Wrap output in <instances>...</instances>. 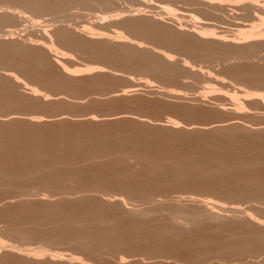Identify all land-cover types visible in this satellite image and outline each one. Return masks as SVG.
Returning a JSON list of instances; mask_svg holds the SVG:
<instances>
[{
    "label": "bare ground",
    "instance_id": "obj_1",
    "mask_svg": "<svg viewBox=\"0 0 264 264\" xmlns=\"http://www.w3.org/2000/svg\"><path fill=\"white\" fill-rule=\"evenodd\" d=\"M84 1H87V0H0V3L1 2L3 4L5 3V5H3V7H0V29H2L5 26L10 27L9 25L17 24L20 21V20L18 21L17 18H20V19L22 18L23 20L25 18V20H26L27 15L25 17V15H24L25 13H35V14L39 13L40 14V13H48V12H58V11L63 10L64 8H66V6H68L70 4L75 5V4H78L79 2H84ZM88 1H91V0H88ZM94 1H96L97 3H102L105 6L106 5L109 6L111 3L109 0H94ZM139 1L140 0H138V2ZM142 2H143V0H142ZM155 2L160 3V5L164 4V3H168L169 5L170 4H177V3H179L180 5H181V3L186 4V6L188 5V9H189V6L191 7L190 10L193 13L201 14L202 18H203V15L205 18L207 17L206 20L221 23V24H227V22H228L229 26L234 27L235 30L238 31V33L240 34V37H238V38H237V36H235V38L234 37L229 38L227 36H224L223 34L221 35L222 32H220V34H217L215 31L212 30V28L209 30L210 24H206V21H205V23L203 22L204 23L203 25L201 24L202 23L201 22L200 23L201 26L198 27V25L195 26L193 24H188V23L187 24H180L179 22L176 21L177 19L175 20L172 17V20L175 24L174 25L171 24V26L173 28V29L171 28V30H174L175 31L174 33L178 34L176 36H179V37H180V35L184 36V37L190 36L191 38H193V39L195 38L198 41L206 40V42H207V39H213L215 42H217V43L222 42L223 44H224V42L228 43V44L229 43L230 44H241L242 42H248V41H250V42L252 41V43H253V41L259 42L260 40H263L260 42H264V0H155L154 3ZM150 4H152V3L150 2ZM179 4H177V5H179ZM154 6H155V4H154ZM144 7L146 8L147 5H145ZM183 7H185V6H183ZM17 8L22 9V11H17ZM147 8L154 9L155 7L148 6ZM185 8H187V7H185ZM143 9L141 10V8L140 9L136 8L133 11L128 10L129 12L127 11V14H125V15L122 12H121L122 14H117V16L123 15L118 19L115 16L116 21L119 20L118 23L120 25V28L123 29V31H125L128 34H138L139 33V34H143V35L146 34L145 32H147L148 29H150V30H148V32L153 31L155 33V31L158 28H161L162 18L161 17L159 18L158 15H157V17L152 15L154 13H152V14L149 13L150 15L149 14L146 15L145 13H142ZM162 10L164 11V9H162ZM166 10H167V12H166ZM15 11H16V13L14 14ZM148 11H149V9H148ZM163 13L167 14L165 16H170L171 14H174L173 12L171 13L168 9H165V11ZM169 13H171V14L168 15ZM184 13H182V15ZM186 13L188 14V12H186ZM184 15L187 16L186 14H184ZM165 16H163V17H165ZM171 16H174V15H171ZM185 16H183V17H185ZM189 17L193 18V17L189 16V14H188V18ZM174 18H176V17H174ZM188 18H187V20H190ZM100 19L105 21L108 18L105 15ZM114 19H113V21H114ZM193 19H191V20H193ZM204 19H202V20H204ZM34 21H36V24L38 23L37 20H33L32 22L35 23ZM116 21H114V22L116 23ZM114 22H112V23H114ZM149 22L152 25H148ZM65 23H66V21H65ZM153 24H154V29L152 28ZM194 24H195V21H194ZM148 26H149V28H148ZM157 26H158V28H156V30H155V27H157ZM14 27H16V26L14 25ZM216 27H218V25ZM163 28H164V30H168L167 28L165 29V27H163ZM218 28H220V27H218ZM214 29H215V27H214ZM44 30H43V35L46 31V30L45 31ZM220 30H221V28H220ZM159 31L162 32L161 29ZM2 32H4V31L2 30ZM2 32L0 31L1 34H2ZM98 32H100V31H96V33L94 31L92 32V29H89L87 27L85 28V26L79 29L77 26L68 27V26H63L62 24H60V26H58L56 29H54V32L52 33V35L56 39H58L59 41L64 42L65 45L66 44L72 45V43L73 44L79 43L78 46L76 45L77 48L78 47L80 48L81 45H83V44H84V46H82V47H88V48H89V46H87L85 44H88V45L89 44H91V45L95 44L96 46H98L97 48L100 51L101 50L100 47H103L102 45L107 44V45H114L116 47L118 46V48H117L118 50L121 49V47L124 50L123 47H125L128 49L129 54H131L134 51L133 48L137 47L138 49L139 48L141 49V45H142L141 43L140 44L138 42H137L138 44L133 43V41H131L130 39L125 37L123 35V33H120V32L116 33L115 32L116 35L112 36V35H110V33L109 34L107 32L103 33L104 31H101V33H98ZM165 32H168V31H165ZM169 32H170V34L173 33V31L171 32L170 30H169ZM12 33L13 32L11 30H9V31L7 30L2 34L3 36L1 35L0 38H3L4 41L2 40L3 41L2 42L0 40V51L6 50V52L11 53L12 55L13 54H21V55L23 54V56H24V54H25L26 57L28 54L30 55V53H32L33 54L32 56L35 55L34 57H36V56L37 57L34 60L32 59L31 62L28 61L29 62L28 63L27 61L25 62L24 60L22 62L21 61L16 62L17 61L16 58H14V59L13 58L12 59L11 58L10 59H4L3 58L2 59V57L0 56L1 57L0 58V65L6 67L10 64L14 65V63H15L14 67H21L22 71L25 67L23 73L24 72L27 73L26 75L28 77L30 76V74L33 75L31 77H34V74L36 73V71H38V69L36 67H45V68L46 67H54L56 64L58 67L64 68L63 69L64 71L67 69L65 66H63V62H61V60H60V58H61L60 56H63L64 54L59 52L53 43H50V45H48L45 42H41L40 40L39 41L37 40V41H34V44H35V46H39V47H31V46L27 47L28 45L26 44L27 45L26 46L25 43L20 44L19 42L8 41L11 38L10 37L8 38L7 36H9V35L11 36ZM46 33H45V36H46ZM157 33H159V32L156 31V34ZM160 34H162V33H160ZM47 35H49V34H47ZM172 35H174V34H172ZM229 35H232V34H229ZM184 37H183V39H184ZM190 37H188V38H190ZM172 39H174V38H172ZM236 39H238V40H236ZM196 40H194V41H196ZM81 42H82V44H81ZM203 44H205V42ZM71 45H69V46H71ZM244 46H243V48H244ZM250 46L252 47V45H250ZM142 48H145V49H143L142 51L140 50V52H139L140 55H138L137 52L135 53V55H133L135 57V59L133 57L129 58L130 56L128 57L129 54H127L128 51H126V50L125 51L127 53L125 51L124 52L122 51L123 52L122 53L119 50L120 51V52L118 51L119 55L117 54V52H116V54L121 59H122V57H124V59L128 58L133 64L135 63V65H134L135 67H136V64H139V63L144 64V67H162V66L163 67H176L175 64L171 63V60H170L171 56L169 54L162 52V51H158V50L155 51V50L151 49V51L153 50L155 52L154 54H152V53H150L151 51H149L150 48H148V46L147 47L142 46ZM113 49H115V48H113ZM84 50H81V51L83 52ZM95 50L98 51L97 49H95ZM130 50L131 51L133 50V51L130 53ZM86 51H87V49H86ZM86 51H84V52H86ZM96 51H94V52L96 53ZM107 52H109V51H107ZM2 53H4V52H1V54ZM102 53L105 54L104 51L99 53V56H101L100 58L104 57V59L107 58V60H108L109 59L108 55L106 56V54H105V56H106L105 57L102 55ZM121 53L126 54V56L125 55L121 56ZM243 53H244V51H243ZM108 54H110V53H108ZM136 54H137V57H136ZM12 55L10 57H14V55L13 56ZM256 55L254 57H256ZM138 56H139V58H138ZM67 57H66V59L68 60ZM257 57H259V55H257ZM100 58H98V59L100 60ZM115 58H116V56H115ZM110 59H112V58H110ZM110 59L108 60V62H110ZM128 59H127V62H128ZM258 59H261L260 61H262V60H264V56L261 58H258ZM14 60H16V61L14 62ZM30 60H31V58H30ZM50 60H53L54 64ZM102 61H103V59H102ZM105 61L106 60H104V62ZM133 61H135V62H133ZM132 63H130V64L133 65ZM255 65H256V63H255ZM29 67L30 68L33 67V69L32 68L30 69ZM102 67L103 66H84V68H77V69H74V71L66 70L65 71L66 74H64V75H68V76L73 75V78L77 77L76 74H78L79 76L81 74L82 75L86 74V76H87V73H90L92 71L104 72L105 70ZM28 69L30 71H28ZM43 70H44V68H43ZM49 70H48V73L50 72ZM255 70H257V68ZM31 71H33L35 73L33 74ZM29 72H30V74L28 75ZM74 72H75L76 77H74L75 76ZM38 73L39 72H37L36 75H38ZM50 73H52V72H50ZM13 74L14 73H12V74H10V73H2L1 74L0 73V78H1L0 79V88H3L0 90V91L3 90L0 93L1 94L4 93L3 94L4 96L0 94V101H2L4 99L3 97L7 98L6 100H8L9 97H12L14 101H15L14 98H16L17 100L18 99L20 100L21 97H19L20 91L18 90V88H21V87L24 88L25 90H27V92H28L27 95H28V97L30 96L29 98H31V97H34V99H37V98L40 99L41 98L44 101L46 99L47 100L51 99V97H49L45 94H44V96H42L43 95L42 93H41L42 97L39 96V91L36 88H34L33 86H30V85L28 86L26 83L23 82L22 79H20V77H17L16 75H13ZM61 74H63V73H61ZM261 74L258 72V76ZM40 75L42 76V74H40ZM54 76H55V74H54ZM38 77H39V75H38ZM36 78H37V76H36ZM64 78H65V76H64ZM64 78H62V79H64ZM66 79H67V77H66ZM37 80L38 79H35V81H37ZM51 80H52V77H51ZM51 80H50V82L53 83V81H51ZM82 80H84V79L82 78ZM95 80H97V79H95ZM64 81H66V80H64ZM87 84L88 83H86V85ZM66 88L67 87H65V89ZM69 88H67V90ZM71 89L73 90L75 88H73V87L70 88L69 89L70 92L72 91ZM83 89L82 90L79 89V91L80 90L84 91ZM61 90L62 89H60V91ZM75 90H77V89H75ZM17 91H19V92L17 93ZM128 91L129 90H127V91L123 90L119 93H122L121 96L123 97V95L126 96L128 94L127 93ZM172 91L173 92H171V90H170L169 92H171V93L166 95V96L170 97L169 99H171V98L175 99L176 98V99L182 100L181 99L183 96L181 94L182 92L180 93L179 91H177V92H174V90H172ZM130 92H131V90H130ZM65 93L67 94L68 92H65ZM202 93H200V94L202 95ZM21 94H22V92H21ZM116 94L119 95L117 92H116ZM163 94L161 93L160 96ZM204 94H206V93H204ZM5 95H7L9 97H7ZM1 96L3 98L2 100H1ZM195 97H197L196 99H198L200 101L202 99L201 97H203V99H204L205 96L200 97V95H198V96L196 95ZM111 98H113V97H111ZM221 98H219V99L221 100ZM183 99H184V97H183ZM214 99H216V98H214ZM6 100H4V101H6ZM198 100H196V101H198ZM223 100H224V98H223ZM235 100L233 102H231V104H229L231 107L225 108V107L221 106L222 108L218 107L217 111L220 113L224 112V113H230L233 115H238V114L242 113V112H240L241 110H243V109H241L242 104H240L241 108H239L240 107L239 101L238 100L235 101ZM4 101H2V102H4ZM201 101H205V99L201 100ZM215 101H217V100H215ZM8 102H9V100H8ZM16 102L18 103V101H16ZM36 102L34 101V103H35L34 105H36ZM31 104H33V103L31 102ZM37 104L39 105V103H37ZM4 105L6 106V103ZM12 105H15V103ZM19 105H21V104H19ZM26 107H28V105ZM37 108H39V107H37ZM62 108H63V106H62ZM215 108L217 109V107H215ZM15 110L18 111L21 109L17 110L16 108H14V110H13L14 112L11 111L10 113H7L6 111H5L6 113H2L1 112L2 110H0V204L2 203L0 210L4 211V214L2 213L3 215L2 214L0 215V221H1L0 224L1 223L4 224L3 226L1 225L0 229H2V231L6 232V234L16 235V237L18 236L19 238H22V239L26 238L29 234L31 236L33 234H35L36 236H38V238H40V241H42L43 243H62L63 244L65 242V243L71 244V246L73 245V246L77 247L78 249L85 251L86 253L90 254L91 256H93L95 258H98L104 254L109 255V256H113V258L115 257V259L117 257H119L120 263H123V262L127 263V261H129L130 257H137V256H139V257L142 256V258L144 257L145 260L157 259L160 256V258H162V260H163L164 258H166L164 255H168V254L173 255V256H171L172 258L168 257L167 258L168 260H170V259L174 260L173 258L175 256H176V258L178 257L177 259H180L182 257H186L187 261L185 258L183 260L182 259H180V260L181 261L185 260V262H190V263H194V262L196 263L198 260H199L198 262H202L203 260L205 261V259L202 260V258H207L212 251L211 250L212 246H214L215 244L217 245L219 242L218 241L219 238L216 239L215 235H213V236H215L214 240H217V241H215L213 243L214 245L209 244V243H211L210 241H212V239H213V237H211V235H210V237L207 236L208 238L206 237L207 239L205 238V241L202 239L205 237V236L204 237L201 236L202 234L200 235V233H201L200 231H202L204 229L203 228L202 230H200L202 228L200 226L203 222L204 223L206 221H209L210 223H211V221L218 222V224H220V226L222 227V226H226L224 221H225V219H227V217H231L230 215H236V216L242 215L243 218H245V217L247 218V216H246L247 212L245 213V211L242 210L240 205H239L240 207L236 206L234 204L224 206L225 204L221 205L222 203L220 204L218 202L211 200L210 198H207L206 196L204 197L205 193L207 194L212 189L213 185L221 187L222 190L226 189L225 192L226 191H228V192H226L225 195L228 193L230 196H232V197L235 196L238 198L239 195L237 196V193L239 194V192H240V194L243 193L241 195L245 199H247L248 197H253L255 195V196H258V199L264 200V137L261 138V136L258 135V137H259L258 138L254 135V137L252 139L248 136L249 134L247 135L248 131H252V132H254V134H259V133L262 134L261 132H264V127H262V125H261V127L247 129V131H246L247 127H245V126H247V125L244 126L242 122L239 123L238 122L239 118L230 119V123L227 120V122L229 124L228 123L226 124V121H224L225 122L224 124H226V125L222 124L221 126L216 125L219 122H217V123L215 122L214 123L215 125L207 124L209 126L211 125L209 127L210 133H211V131H215L214 133H220V131H221V133L224 134L222 132V130L224 131V129H222V128H224V127L226 128L227 126L229 127V130H230V128H233V129L235 128V130L239 127L243 128L242 130L246 131L243 133H246L245 135H247L245 137V139H243L244 137L243 138L239 137L240 140L237 138L240 134V131H241L240 129L236 130V131L239 130V133H237V134H236V132H234L235 130L232 131L236 135H233V133L231 132L232 134H230V135L233 136L232 138L237 136L236 138H234V139H237V141H235V142L232 141L231 142L232 145H230V141H231L230 137L231 136L227 137V135H225V134H224V136L222 134H220V135L218 134L219 136L217 135L218 136L217 139L222 144L223 141L225 143V140H223V138L224 139H225V137L229 138V140H226V141L229 143L230 150L233 147L234 143L236 145L240 143L241 146L239 148L244 149V147H243V145H244L247 147L246 148L247 150L249 149V153H247L248 151L243 150V149L238 150L237 147L240 144L237 146H234V149L236 147L237 151H233L234 149L232 148V151L229 152L227 150L228 148H225V147H229L227 145V142L224 144L227 146H225V147L221 146L222 148H224L223 150H221L222 148L217 150L216 149L217 146H215V144L220 145V143L217 142V143H214V145L212 144L213 146L211 144H208V145H210V146H208L210 149L208 147H206L207 144L204 145L206 147L205 149L203 147H202L203 149L201 148L202 150H204V152H206L208 149L211 150L212 149L211 147H215V148H213V149H215V151L210 152L208 150L207 152H209V153L206 152V154L202 155L201 152L202 153H204V152L202 150L199 151V149H200L199 148L198 151L200 153L195 151L194 153H192L193 155L188 154L189 156L187 154L186 155L183 154L184 156H186V158L182 157L183 156L182 154H181V156L179 154V157L176 158L175 157L176 155L174 156L173 154L166 153V151H165L164 155H166V156L169 155L170 157L168 156L169 158L168 157L166 158L164 156V158H165L164 159L163 156L162 157L155 156L154 154L148 153L146 151L148 153V154L146 153L147 156L149 154H152L155 157H159L158 159L154 158L155 160H152V155H151V157H149L150 156L149 155L148 156L149 158H148L145 154V151H144V153L140 152V151H143L142 147H144L143 145H145V144L142 145L141 142L140 143L138 142V139L141 136L135 138L137 136V134L135 132H134L133 137H131V138H133L132 141L134 139L137 140V143H139L137 145H139V146L136 145L135 141H134L135 143L130 142L129 140H128L129 143L127 142V139H125L124 136L127 138L126 135L128 132L125 134L119 135V136H123L122 139H119V140H122V141H120L119 145H118V141H117L118 137H117V140H115L116 137L114 138V136H117L116 134L111 133L110 136H112V135H114V136H113V138L108 136L109 141L107 142L108 138L105 137V135L107 136V134H104L102 136L101 134H103V133L98 134L100 131L103 132L102 130H99V129L95 130V128H96V126H98L99 122L97 124L95 123L98 120L96 119V117L94 115L93 116L92 115L87 116L85 114V116L83 115V117H84L83 120H81V121L79 120L77 123H70L69 121L68 122L65 121L68 119L63 117L64 113L52 115V116L50 114H49L50 116H48V114H47V116H44V117H47L48 119L51 118V120L55 119L54 120L55 122L53 121L54 123H52L51 125H48V124L46 125L45 123L39 124V122L45 121L47 119V118L46 119L43 118V116H40V115L36 116L35 114H34L35 116L31 115V114H25V113L23 114V113H21L22 111H20L18 113ZM53 110L54 109H52L51 111H53ZM155 110H157V109H155ZM203 111H204V109H203ZM58 112H59V110H58ZM182 112H184V111H182ZM181 114L183 115V113H181ZM214 114H216V113H214ZM17 115H25V116L29 115V116L24 121H21V119L20 120L19 119L14 120ZM222 115H223V113H222ZM109 116L111 117V115H109ZM118 117H117V119L120 120L119 122H121V118H122V120L124 118H125L124 120H126L128 118L127 116L125 117V115H124V117H122V116H118ZM100 118H101V116H100ZM112 119H113V117H112ZM102 120H104V119H102ZM166 120L168 122V125H166V127L172 126L170 128H176L177 129L179 127V125H181V124H179L180 123L179 121L177 122L176 120H174L172 118H168V119L166 118ZM138 121H137V123H140L141 121L145 122V119L144 120L141 119L140 122H138ZM242 121H243V119H242ZM148 122H147V125H148ZM66 124H68V126L69 125H71V126L68 127ZM124 124H126V123H124ZM140 124H142V123H140ZM144 124H146V122L143 123V125ZM186 124H187V122H186ZM63 125H65V129H64ZM182 125H184V124H182ZM132 126H133V124H132ZM91 127H92V129H91ZM119 127H121V126H119ZM193 128L194 127L192 124H187V128H186L187 130H191ZM133 129H134V126H133ZM135 129H136V127H135ZM139 129H141V128H139ZM179 129H182V128H179ZM141 130H142L141 132H143V129H141ZM226 130H227V128H226ZM193 131H195V130H193ZM193 131H191V132L193 133ZM160 132H162V131L159 130V133ZM224 132H226V131H224ZM105 133H107V132H105ZM131 133H133V132H131ZM154 133H156V132H154ZM159 133H156V134H159ZM178 133H174L175 136ZM243 133H241V134H243ZM129 134L130 133H128V135ZM138 135H141V134H138ZM165 135H169V137H170V134L166 133ZM191 135H193V134H191ZM130 136H132V134L129 135V138H130ZM220 136H222V137H220ZM181 137L184 138L183 136H181ZM219 137L222 139L219 140ZM174 139H173V141H174ZM113 140H115V143L117 142V144H115L113 142ZM123 140H124V142H123ZM143 140H145L144 137H143ZM191 140H192V138H191ZM198 140H199V137H198ZM198 140H197V142H199ZM221 140H222V142H221ZM140 141H142V137L140 138ZM122 142L125 144H123L121 146ZM183 142H185V141H183ZM201 142H203V141H201ZM130 143L134 144V145H132L134 148H135V146H137L138 150L136 149L137 147L135 149L131 148ZM142 143H144V142L142 141ZM129 144H130V146H129ZM140 144L142 146H140ZM192 144L195 145V143H192ZM198 144H196V145H198ZM200 145H201V143H200ZM139 147H141L142 149ZM173 147H175V146L173 145ZM152 149H153V147H152ZM158 149H159V147H158ZM160 150H161V147H160ZM152 151L154 153V151H156V150H152ZM217 151H219V152H217ZM221 151H226V152L221 153ZM194 154H196V155L198 154L197 156H195L196 158L194 157ZM199 154H200V156H199ZM188 157H189V159H188ZM218 157L219 158L221 157V158L219 159ZM150 158H151V160H149ZM160 158H163V159L161 160ZM137 164H139L140 166H138ZM134 165L138 166L139 168L135 167ZM149 173H150V175L148 176L147 174H149ZM210 186H212V187H210ZM206 188H208L209 191H208V189L206 191ZM227 188H229V189H227ZM215 189L211 190V191L212 192L216 191L217 193H219L218 190H220V189H216V190ZM230 189H232L231 192H230ZM233 189L235 192H233ZM184 190H186V192H184ZM187 190H189V192H187ZM193 190H194V192H192ZM196 190L198 192H196ZM222 190H220V191L223 192ZM203 191L205 193H203ZM172 192H173V194L175 193V194L179 195V196L176 195L177 198H179V199L182 198L181 196L188 194V195H186V199H189L190 201L194 202L195 208L197 206L199 211L197 210L196 213H190V212L187 213V212L182 211L183 209L182 210L177 209V207L174 210H172V209L170 210L167 207L170 211H173V212H170V213H172L171 219L167 218L170 221L167 220L168 222H166L164 224L163 223L160 224L159 223L160 221H159L157 224V222L154 220L157 218L155 217L154 219H152V217L150 216V214H153L154 212H158V211H156L158 204L156 205L155 203L158 202L159 200L156 201V199L160 198V197H164V198L166 197L167 198L168 195L169 196L172 195ZM212 192H209L208 194H210ZM195 193H199V194H195ZM257 193H258V195H256ZM123 195H125V196H123ZM173 196L175 197V195H173ZM217 196L218 197L220 196V198L222 197L219 194H217ZM246 196H248V197L246 198ZM29 197H38L42 200L46 199V198H53V200L55 198L56 199L58 198V201L54 204H51L52 203L51 202L50 204L44 203V204L40 205V203L39 204L38 203L33 204L35 202L31 201L33 203H31V202L29 203L28 201H26L25 198H29ZM135 197H138V198L140 197L139 199H142L144 203L146 202L145 204L150 203L152 205V206L150 205V208L151 207L152 208L149 209L147 207V209H146V206H145V209H141L143 207L138 208V207H140L139 205L133 204L136 202L134 200ZM13 198L19 199L16 204L15 203L10 204L9 201L7 202V199H13ZM237 198H235V199H237ZM103 200L106 202H109V203H107L109 205V207H108V205H105ZM39 201H41V200H39ZM47 201H48V199H47ZM250 201H252V199ZM259 202H261V201H259ZM161 203H159V204H161ZM181 203H182V201H181ZM262 203H263V201H262ZM110 204H111V206H110ZM228 204H230V203H228ZM105 207H107V208H105ZM32 208L35 209V211ZM39 208L40 209L43 208L44 210L41 209L43 212H46L47 211L46 209L50 208V211L52 209V211H56L57 213L54 212L53 214H51V212H49L47 214L43 213V215H41L42 214L41 213L42 211H41V212H38L40 214H37L36 209L38 210ZM162 208H164V206ZM20 209H25V210H30V211L32 210V211H34V213L31 214V212H29L30 215L28 213H26L27 216L24 217L26 214L22 215L23 213H25L23 211V213L21 212L22 214H20L23 216L22 217L19 215L20 212H18V215H17V211L18 210L21 211ZM55 209L62 210V211L58 212ZM106 209H108V213H112V214H110V215L106 214V212H107ZM69 210H71V211L69 212ZM110 210H111V212H109ZM12 211H16V212L14 213ZM5 212L7 215L5 214ZM9 212H11V214H9ZM159 212H161V210ZM164 212H166V210ZM192 212H194V211H192ZM223 212L227 213V214H223ZM170 213H168V214L170 215ZM49 214L54 215V216L51 217V215H49ZM239 216H238V218H239ZM249 216H250V214H249ZM23 218H25V219H23ZM233 219L234 218H232V220ZM255 219H257V218H255ZM235 221H237V220H234V222ZM240 221H238V222H240ZM257 222H260V221H258V219H257ZM246 223H247V221H246ZM180 225L181 226L183 225L184 227L186 225V227L187 226L189 227L187 234L186 233L184 234V232H181L180 229H182V228L179 227ZM207 225H209V224L207 223ZM243 225H244V223H243ZM256 225H255V227H256ZM220 226H217V227L219 228ZM248 226H249V224H248ZM258 226H259V224H258ZM209 227H211V225ZM225 228L223 227V229H225ZM232 228H233V226H232ZM240 229H242V228H240ZM219 230H220V228H219ZM233 230L234 229H232V231ZM235 230L237 231V229H235ZM185 232H186V230H185ZM198 232H200V233H198ZM197 233L199 235H197ZM226 233H227V231H226ZM229 233L230 232H228V234ZM262 233H264V232H262ZM215 234H217V233H215ZM258 234L260 235V233H258ZM246 235H248V234H246ZM217 236H219V234ZM227 236H225V238H227V239L229 238L230 241H229V239L228 240L223 239L224 237L221 238L222 237L221 236L220 237L222 239L221 242L223 240H225V241L227 240L230 243V242H232L231 240H236L235 236H234L235 238L233 236H232V238L227 237ZM254 236L256 237V235H254ZM259 237L261 238V235ZM259 237H257V238L259 239ZM209 238L210 239L212 238V239L210 240ZM242 238H244V239H242ZM246 238L240 237L239 243H233V242H235V241H233L232 243L236 244V245H234V247L235 248L237 247V249H241L242 247L246 246L247 245V242H246L247 240H245ZM257 238H255L257 241L264 240V237H263V239L261 238L259 240ZM206 241H208L209 243ZM243 241L246 242L245 245H243ZM221 242H219V244L221 246L218 245L219 248H217V249L215 248V250H217L218 253L221 252V254L222 253L224 254L225 251H227V252H229V251L234 252L235 251L234 248H231L228 246V245H230L233 247L232 243L231 244L227 243L228 245L226 243H224L225 245L223 246L224 241L222 242V244H221ZM236 242H238V238H237ZM206 244H207V246H206ZM238 244H240V245H238ZM241 244L243 245L242 247H240ZM262 244H264V242ZM141 245H143L142 246L143 249L142 248L140 249ZM163 245L166 246V248H163L164 247ZM237 245L239 246V248ZM225 246H227L226 248H228V249L231 248L232 250L230 249L228 251V249H226ZM0 247H1V245H0ZM2 247H3V249H4V247H9L8 249L13 250V251L15 249L16 250H22V249H18L15 246H4V245H2ZM209 247H211V248H209ZM221 247H224V248L222 249ZM247 247H249V245ZM183 248H186V249L183 250ZM180 249H181V251L182 250L184 251L183 254H181ZM224 249H226V250L224 251ZM245 249L247 250V248H245ZM245 249H244V251H246ZM121 251L126 253V255L124 253V256L126 258L124 256H120L118 254V253H121ZM237 251H239V250H237ZM244 251L240 250L239 253L244 252ZM259 251H260V249H259ZM247 252H249V251H247ZM257 252H258V250H257ZM62 254H60V255H62ZM116 254H118L119 256ZM138 254H140V255H138ZM179 254H181L182 257H180ZM12 255H14V254H12ZM60 255H57L55 253H53V254L51 253L48 255V257L50 260H57L55 258L56 257L58 258V256H60ZM121 255H123V253ZM217 255H219V254H217ZM242 255H244V254H242ZM62 256H63V257H61L62 259L64 258L68 261L80 260V259L76 258V256L74 257L71 254H66V255H62ZM127 257H129V258L126 261ZM250 257H251V255H250ZM255 257L258 258V256H255ZM32 258H33V256H32ZM176 258L174 261H176ZM9 259H11V258H9ZM14 260H15L14 262H16V263H21L19 261L20 259L14 258ZM188 260H190V261H188ZM207 260H208V258H207ZM97 261H98V259H97ZM153 261H155V263H156L157 260H153ZM177 261L179 262V260H177ZM24 263H26V261ZM139 263H141V262H139ZM263 263H264V261H263ZM43 264H45V263H43Z\"/></svg>",
    "mask_w": 264,
    "mask_h": 264
},
{
    "label": "rangeland",
    "instance_id": "obj_2",
    "mask_svg": "<svg viewBox=\"0 0 264 264\" xmlns=\"http://www.w3.org/2000/svg\"><path fill=\"white\" fill-rule=\"evenodd\" d=\"M87 1L79 2L78 4H75V5L74 4H70V5L66 6V8H64L63 10L58 11V12H48V13H40V14L39 13H37V14H35V13H25L24 14L25 17L27 15V19L26 20H25V18H24V20L22 18L21 19L17 18V20L18 21L20 20V21L17 24H14L16 27H14V25H9L10 27H8V26L6 27L5 26L2 29H0V31L2 32V30H3L5 32L7 30L8 31L11 30L14 34L12 33L11 36L10 35L7 36L8 38L9 37L11 38L8 41L19 42L20 44L25 43V45L26 44L28 45V46L26 45L27 47H29V46H31V47H39V46H35V44H34V41H37V40L38 41L40 40L41 42H45L48 45H50V43H53L54 46L57 48V50L59 52H61L62 54H64L63 56H60L61 57L60 60H61V62H63V66H65L67 68V69L65 68L66 70L74 71V69L84 68V66H103L102 68H104L105 71L104 72H102V71H98V72L97 71H92L90 73H87V76H86V74H83V75L81 74L80 76L78 74H76L77 77H76L75 72H74V75H75L74 77H76V78H73V75L72 76L64 75V74H66L65 73L66 70L64 71L63 70L64 68L58 67L55 64L56 67L55 66L54 67H46V68L45 67H36L38 69V71H36V73L31 71L33 74L35 73L34 77H31L33 75L30 74V72L28 73V75L30 74V76L28 77L26 75L27 73H25V72L23 73L25 67H24V69L22 71L21 67H14L15 63H14V65L10 64V65H8L6 67L0 65V73L1 74L2 73H10V74L14 73L13 75H16L17 77H20V79H22L23 82L26 83L28 86L30 85V86H33L34 88H36L39 91V96H41V93H42L43 94L42 96H44V94H45V95L51 97V99H52V100L51 99L50 100L46 99L44 101L41 98L40 99H38V98L34 99V97L29 98L30 96L28 97L27 90H25L24 88L21 87V88H18V90L20 92L17 91V93L19 92V97H21L20 100L19 99L17 100L16 98H14L15 99V101H14L12 97H9V96L5 95V96L9 97L8 98L9 102H8V100H6L7 98L3 97L4 98L3 99L2 96H1V100L3 99L2 101L6 100L4 102L0 101V110H2L1 111L2 113H6V112L10 113L11 111L14 110V108H16L17 110L21 109V110H18V111L15 110L18 113L20 111H22L21 113H23V114L24 113L25 114H31V115L35 114L36 116L40 115V116H43V118H45V119L47 117H44V116H47V114H48V116H50V115L52 116V115H57V114H61V113L63 114L64 113L63 117L68 119V120H65V121L66 122L69 121L70 123H77L79 120L80 121L83 120L84 119L83 115L85 116V114L87 116L88 115L89 116L90 115H92V116L94 115L96 117V119L98 120L95 123L97 124L99 122L98 126H96L95 130L99 129V130L103 131V132H101V131L99 132L98 131L99 132L98 134L103 133V134H101L102 136L104 134H107V136L105 135V137H107V138H108V136L113 138L114 135L110 136L111 133L112 134H116L117 136H114V138L116 137L115 140H117V137H118L117 141H118V145H119L120 141H122V140H119V139H122V137H123V136H119V135H122V134H125V133L128 132V133L132 134V136H130V138H131V137H133L134 132H135L137 134V136L136 137L134 136V137L137 138V137L141 136L142 137V141L144 143H142V141H140L141 137H139L138 142L139 143L141 142L142 145L145 144V145H143L144 147H142L143 149L141 147H139V148H141L143 150V151H140V152L144 153V151H145V154L148 152V153L154 154L155 156H159V157L163 156V158H164V156L166 158L169 156V155H167V156L164 155L165 151H166V153L173 154L174 156L176 155L175 157L177 158V157H179V154H180V156H181V154L182 155L183 154H185V155L186 154L187 155L188 154H192L195 151L199 152L203 148L205 149L206 147L210 146L208 144H211V145L213 144L214 145V143H217V142L220 143L217 138H218V136L220 134H222L221 131H220V133H214L215 131H211V133H210V131H209L210 130L209 127L212 124L215 125L214 124L215 122L216 123L219 122L216 125H220L221 126L222 124L226 125L228 123L227 120L230 123V119L239 118V120H238L239 123L242 122L244 126L247 125V126H245V127H247L246 131H247V129L261 127V125H262V127H264L263 126L264 125V76H263L264 75V68H263L264 67V60L260 61L261 59H258V58H261V57L264 56V42H260V41H263V40H260L259 42L258 41L257 42L253 41V43H252V41L251 42L250 41L242 42L243 41L242 40L241 44H230V43L228 44V43H225V42L223 44L222 42L217 43L213 39H207V42H206V40L198 41L195 38L194 39L191 38L190 36H185V37L181 36V35H180V37L176 36L178 34L174 33L175 32L174 30H171V28H172L171 24H173V25L175 24L173 22V20H172V17L175 20L177 19L176 21L179 22L180 24H187L188 23V24H193L195 26L198 25V27L201 26V24L203 25L205 23V21H206V24H210L209 25V30L212 28V30L215 31L217 34H220V32H222L221 35L223 34L224 36H227L229 38L230 37L231 38L232 37L235 38V36H237V38L240 37V34L238 33V31H236L234 27L229 26L228 22H227V24H221V23H217V22H212V21L206 20L207 17L205 18L204 15H203V18H202L201 14L193 13L190 10L191 9L190 6H189V9H188V5L186 6V4H182V3H181V5L179 3H177L179 5H177V4H170L169 5L168 3H164V4L160 5V3H157V2L154 3L155 0H145L147 3L144 0H143V2H142V0H140L139 1L140 3L138 2V0H109L111 2L110 5L108 4L109 6H107V5L105 6L102 3H97L94 0H91V1H88V2ZM2 2L0 3V7H3V5H5V3L3 4ZM150 2L152 4H150ZM154 4H155V6H154ZM145 5H147V7L148 6L155 7L154 9L156 11L154 9H151V8H147V7L145 8L144 7ZM182 5L187 7V8L183 7ZM136 8L137 9L141 8V10L144 8L142 13H145L146 15H148L149 13L150 14L154 13L152 15H154L156 17L158 15L159 18L161 17L162 18V20H161L162 21V26L160 25L161 28H158V26L155 27V30H156V28H158L159 30L161 29L162 32H160L157 29L156 31H158L159 33L156 34L155 30H154L155 31V33H154L153 31L152 32L151 31L148 32V30H150V29H148L147 32H145L147 35L146 34L143 35V34H139V33L138 34H128L125 31H123V29L120 28V25L118 23L119 20L116 21V18L118 19V18H120L123 15L117 16V14L124 13V15H125V14H127L128 10L133 11ZM148 9H149V11H148ZM162 9H164V11H165V9H168L171 13L172 12L174 13V14L169 13L168 15L171 14V15H174V16H171V15L170 16H165V15H167V14H165L167 12V10H166L165 13H163L164 11ZM17 11H22V9L17 8ZM186 12H188L189 16L193 17L194 19L190 18V17L188 18V14ZM15 13H16V11L14 12V14ZM182 13L186 14L187 16H185L184 14L182 15ZM105 15H106V17L108 19H106L105 21L101 20L100 18H102ZM115 16H116V18H115ZM163 16H165V17H163ZM183 16H185V17H183ZM174 17H176V18H174ZM186 17L188 19H190V20H187ZM32 19L33 20H37L38 23L36 24V21H34L35 23H33ZM113 19H114V21H116V23L113 21ZM191 19H193V20H191ZM202 19H204V20H202ZM65 21H66V23H65ZM194 21H195V24H194ZM112 22H114L115 24L112 23ZM60 24H62L63 26H68V27L77 26L79 29L85 26V28L87 27L89 29H92V32L94 31L96 33V31H100L98 33H101V31H104L103 33L107 32L108 34L110 33V35H112V36L116 35L117 32L123 33V35L125 37H127L128 39H130L131 41H133V43H136V44H138V43L140 44L141 43L142 44L141 45V49L140 48L138 49L137 47L133 48L134 51L133 50L132 51L134 53L130 50V53L132 52L133 54L132 53L129 54L128 49L125 48V47H123L124 50L122 49V47H121V49H119L121 52L122 51L124 52L125 50L128 51V53L126 51L125 52L127 54H129L128 55V57L130 56L129 58L133 57L135 59V57L133 55H135L136 52H137L138 55H140L139 54L140 50L142 51L143 49H145V48H142V46L143 47L144 46H146V47L148 46V48H150L149 51H151V49H153L155 51L158 50V51H162V52H165V53L169 54L171 56L170 57L171 58L170 59L171 63L175 64L176 67H163V66L162 67H144V64H142V63L136 64V67H135L134 66L135 63L133 64L128 58H127L128 59V62H127L126 58L124 59V57H122V59H123L122 60L118 56L119 52H120L117 49L118 46L116 47L114 45H107V44L106 45H102L104 48L99 46L101 48V50L105 52L106 56L108 55L109 59L112 58V59H110V62H108L109 59L108 60H107V58L104 59V57L100 58L101 56H99V53H101L102 51L101 50L99 51L98 48H97L98 46H96L95 44H92L93 46L91 44H89V45L85 44V45L89 46V48L88 47H82V46H84V44L81 45L80 48L79 47L77 48L79 43L78 44H73L72 43V45L74 47L71 44H68V45L66 44L67 45L66 46L64 42H61L58 39H56L52 35V33L54 32V29H56L58 26H60ZM148 25H152V24L149 22ZM217 25H218V27L221 28V30H220V28L216 27ZM163 27H165V29L167 28L168 30H164ZM214 27H215V29H214ZM148 28H149V26H148ZM152 28L154 29V24H153ZM43 30L45 31V33L47 32L46 36H45V33L43 35ZM169 30L171 32L173 31V33L170 34ZM163 31L164 32L168 31L169 33L168 32L164 33ZM4 32H2V34ZM160 33H162V34H160ZM2 34L0 33V37H1ZM47 34H49V35H47ZM172 34H174V35H172ZM229 34H232V35H229ZM183 37H184V39H183ZM188 37H190L191 39L188 38ZM172 38H174V39H172ZM0 40L4 41L3 38H0ZM194 40H196L197 42L194 41ZM236 40H238V39H236ZM204 42H205V44H203ZM81 44H82V42H81ZM69 45H71V46H69ZM250 45H252L253 48ZM243 46H244V48H243ZM113 48H115V49H113ZM80 49L81 50L85 49L84 51H86V49H87V51L86 52H84V51L82 52ZM95 49H97L98 51H96ZM153 50L150 53L154 54L155 52ZM94 51H96V53ZM107 51H109V52H107ZM243 51H244V53H243ZM1 52H4V53L1 54ZM116 52H117L118 55L116 54ZM108 53H110V54H108ZM122 53H121V56L122 55L126 56V54H122ZM0 54H1L0 56L2 57V59L3 58L4 59H10V58L14 59V58H16L17 61L14 60V62L15 61L16 62H18V61L22 62L23 60L25 62L26 61L27 62L28 61L31 62L32 59L34 60L37 57V56L34 57L35 55L32 56L33 55L32 53H30V55L26 54L27 57L25 56V54H24V56H23V54L22 55L21 54H13L14 57H10L12 54L9 53V52H6V50H4V51L1 50ZM105 54L102 53L103 56H105ZM137 54H136V57H137ZM254 54L255 55L256 54L259 55V57H257V55H256V57H254L255 56ZM114 55L116 56V58H115ZM66 57L68 58V60L66 59ZM30 58H31V60H30ZM98 58H100V60ZM138 58H139V56H138ZM102 59H103V61H102ZM104 60H106L107 62L106 61L104 62ZM50 61L53 63V60H50ZM129 62L132 63L133 65H131ZM133 62H135V61H133ZM255 63H256V65H255ZM31 68L33 69V67H31ZM43 68H44V70H43ZM256 68H257V70H255ZM48 70L50 72H52V73H50V72L48 73ZM28 71H30V70L28 69ZM37 72H39L38 73L39 77H38V75H36ZM258 72L260 74L261 73L262 74L258 76ZM61 73H63V74H61ZM40 74H42V76ZM54 74H55V76H54ZM36 76H37V78H36ZM64 76H65V78H64ZM51 77H52V80H51ZM66 77H67V79H66ZM62 78H64V79H62ZM82 78L84 80H82ZM35 79H38V80L35 81ZM95 79H97V80H95ZM50 80L53 81V83H51ZM64 80H66V81H64ZM86 83H88V84L86 85ZM65 87H67V88H69V87L72 88L73 87V88H75L77 90H75V89L72 90L71 89L72 91L70 92V90H69L70 88L67 90V88L65 89ZM1 89H3V88H0V90ZM60 89H62V90L60 91ZM79 89H81V90L83 89L84 91H81V90L79 91ZM123 90H125V91L129 90V91L127 92L128 94L126 93L127 94L126 96L123 95V97H122L121 96L122 93H119V92H121ZM130 90H131V92H130ZM170 90H171V92H173L172 90H174V92H177V91H179L180 93L182 92L181 93L183 95L182 98H181L182 100L176 99V98L175 99L174 98L169 99L170 97H168L166 95L171 93V92H169ZM2 91H0V92H2ZM21 92H22V94H21ZM65 92H68V93L66 94ZM116 92L119 95H117ZM161 93L162 94L164 93V94L160 96ZM200 93H202V95ZM204 93H206V94H204ZM3 94L4 93H2L1 95H3ZM196 95L197 96L200 95V97L201 96H205L204 97L205 101H201V100H204L203 97H201L202 99L200 100L201 101L200 102L198 99H196L197 98V97H195ZM111 97H113V98H111ZM183 97H184L185 100L183 99ZM214 98H216V99H214ZM219 98H221V100ZM223 98H224L225 101L223 100ZM235 99L239 101V106H240L239 108H241L240 104H242V108L241 109H243V110L240 111L242 113H240L238 115H233V114H230V113L222 112L223 113V115H222V113L217 111L218 107H221V106L225 107V108L231 107L229 104H231V102H233ZM33 100L35 102L37 101L36 105H34L35 103H34ZM196 100H198V101H196ZM215 100H217V101H215ZM16 101H18V103L21 104V105H19ZM31 102L33 104H31ZM5 103H6V106L4 105ZM14 103H15V105H12ZM37 103H39V105ZM29 104L31 106L32 105L33 106L31 107ZM27 105H28V107H26ZM36 106L39 107V108H37ZM62 106H63V108H62ZM215 107H217V109ZM52 109H54V110L51 111ZM155 109H157V110H155ZM203 109H204V111H203ZM58 110H59V112H58ZM182 111H184L185 113L182 112ZM181 113H183V115ZM214 113H216V114H214ZM108 114L111 115V117ZM124 115H125V117L126 116L128 117L127 118L128 120L127 119L124 120L125 118L122 120V118H121V122H119L120 120L117 119V117L118 116L124 117ZM28 116L29 115H26V116L25 115H17L14 120H16V119L20 120L21 119V121H24L26 118H28ZM100 116H101V118H100ZM112 117H113L114 120L112 119ZM139 117L142 120L145 119L146 124L143 125V123H145V122H142V121L140 122L141 119ZM166 118L167 119L168 118H172V119L176 120L177 122L179 121L180 122L179 124H181V125H179V127L177 129L176 128H170L172 126L166 127V125H168V122H167ZM102 119H104V120H102ZM242 119H243V121H242ZM54 120L53 119L51 120V118H49V119L47 118L45 121L39 122V124H44L45 123L46 125L47 124L51 125L52 123L55 122ZM137 121L142 123V124L137 123ZM224 121H226V124H224L225 123ZM147 122H148L149 126L147 125ZM186 122H187V124H192L194 128L191 129V130H187L186 129L187 128ZM124 123H126V124H124ZM131 123L133 124L134 129H133V126H132ZM182 124H184V125H182ZM207 124H211V125L209 126ZM66 125L68 126V124H66ZM118 125L121 126V127H119ZM63 126H64V129H65V125H63ZM69 126H71V125H69ZM135 127H136V129H135ZM139 128L143 129V132H141L142 130L139 129ZM179 128H182V129H179ZM226 128H227V130H226ZM226 128L224 127L222 129H224V131H226L227 133L224 132L223 130H222V132L225 135H227V137H230L231 136L230 134H232V133H233V135H236L237 133H239V130L236 131L237 129H240L242 132L240 131L239 136L238 137L235 136L234 138L237 137L239 139V137L240 138L244 137L243 139H245V137L248 134H249L248 136L250 138H252V139H253L254 135L256 137H258V135L261 136V138L264 137L263 136L264 132H261L262 134H260V133L259 134H254V132L248 131L247 135H245L246 133H243V132H246V131L245 130L243 131L242 130L243 128L239 127L236 130H235V128L234 129L230 128L231 131L229 130L228 126ZM91 129H92V127H91ZM159 130H161L162 132L159 133ZM193 130H195V131H193ZM233 130H235L234 132H236V134L234 132H232ZM191 131H193V133ZM105 132H107V133H105ZM131 132H133V133H131ZM154 132L159 133V134H156ZM128 133L126 135L127 138L124 136V138L127 139V142L129 140L130 142H134L135 141L136 145L139 144V143H137V140H135V139L132 141L133 138L130 139L129 138L130 134L128 135ZM164 133L165 134L166 133L170 134V137H169V135H165ZM174 133H178V134L175 136ZM241 133H243V134H241ZM138 134H141V135H138ZM191 134H193V135H191ZM224 134H222V135L224 136ZM181 136H183L184 138H182ZM143 137H144L145 140H143ZM198 137H199V140H198ZM220 137H222V136H220ZM220 137H219V140L222 139ZM232 137L233 136L230 137L231 138L230 139L231 140L230 141V145H232L231 144L232 141H234V142L237 141V139H234ZM191 138H192V140H191ZM173 139H174V141H173ZM115 140H113L114 143H115ZM124 140H123V142H124ZM197 140L199 142H197ZM223 140H225V143H226L227 142L226 140H229V138L225 137V139L223 138ZM108 141H109V138L107 139V142ZM183 141H185V142H183ZM201 141H203V142H201ZM123 142H122L121 146L123 144H125ZM221 142H222V140H221ZM192 143H195V145L192 144ZM200 143H201V145H200ZM225 143L223 141V143H222L223 145L221 143H220V145H216L215 144V146H217L216 149L217 150L221 149L222 148L221 146H224V147L227 146V145L229 146L228 142H227V145H224ZM115 144H117V142ZM130 144H129V146H130ZM141 144H140V146H142ZM196 144H198V145H196ZM239 144H237V145H239ZM132 145H134V144L133 143L131 144V148H133V149H135L137 146H139V145H137L134 148ZM173 145L175 147H173ZM204 145H206V147ZM237 145L234 143L232 148L234 149V146H237ZM151 146L153 147V149H152ZM240 146H241V144L237 147L238 150L243 149V148H239ZM158 147H159V149H158ZM160 147H161V150H160ZM243 147H244L243 150H246V151H248L247 153H249V149L247 150L246 149L247 147L244 146V145H243ZM211 148H212L211 150H209L210 148L208 149L210 152L211 151H215V149H213L215 147H211ZM225 148H228L227 150L229 152L232 151V148L230 150V146L229 147H225ZM136 149L138 150V147ZM198 149H199V151H198ZM223 149L224 148H222L221 150H223ZM152 150H156V151H154V153H153ZM202 151L204 152V150H202ZM233 151H237L236 147H235V149ZM206 152H204V153L201 152V154L202 155L206 154ZM217 152H219V151H217ZM223 152L225 153L226 151H221V153H223ZM207 153H209V152H207ZM147 154H146V156H147ZM152 154H149L150 156L149 155L148 156L151 157ZM197 155L194 154V157L197 156ZM155 156L152 155V160H155L154 158H157V159L159 158V157H155ZM199 156H200V154H199ZM182 157L186 158V156H184V155ZM163 158H160V159L162 160ZM188 159H189V157H188ZM149 160H151V158ZM137 165L140 166L139 164H137ZM138 166H135V167H138ZM147 175L149 176L150 173L147 174ZM210 187H212V186H210ZM213 187H212L211 190H214L215 188L222 190L221 187H219V186H214L213 185ZM208 188H206V191H207ZM209 189H208V191H209ZM227 189H229V188H227ZM211 190L209 192H212ZM220 190H218L219 193L214 191V192L208 194L209 193L208 192L207 193L208 195L203 191V193H205L204 197L206 196L207 198H210L211 200H213L215 202H218L220 204L222 203L221 205L225 204L224 206H226V205L228 206V205H231V204L232 205L234 204L236 206L240 205L242 210H244L245 213L247 212L246 213L247 218L246 217L243 218L242 215H240V216L239 215H237V216L236 215H230L231 217H227V219H225V221H224L227 227L226 226H222L221 227L220 224H218V222L211 221V223H210L209 221H206L205 222L206 224L203 222L201 224V226H200V227H202L200 230H202L203 228L204 229L202 231L199 230L201 233L200 232H198V233H200V235L202 234L201 236H203V237L205 236L204 238L201 237L204 241H205V238L207 236L210 237V235H211V237H213V239L211 238L212 241H210L211 239L209 238L210 239L209 241L211 243L206 241L209 244H213L215 241H217V240H214L215 236H216V239L219 238V240H218L219 242H221V240H222L221 238H223V237H224L223 239H227V238H225V236H227V235H228L227 237H231V238H232V236L233 237L235 236L236 240H231L232 242L235 241L233 243H239V238L240 237H245V238L247 237L245 239V240H247L246 241L247 245L242 247L243 245L246 244V242L243 241V245L241 244V246H240V247H242L241 249H237V247L235 248L234 245H236V244H233L232 242L229 243L227 241L229 238L226 241L223 240L224 242L222 241L223 242V246L225 245L224 243H226V244L227 243L228 244L232 243L233 247L228 245V244L227 245L229 247H231V248H234L235 249V251L233 250L234 252L229 251L231 248L228 249V248H226L227 246H225V248L228 249L229 252L225 251L226 249H224V251H225L224 254L223 253L221 254V252L218 253L217 250H215V248L216 249L219 248L218 245H220V244L218 242L217 245L213 244L214 246H212V248L209 247V248H211L212 251H211L210 255L208 254L210 256V257L209 256L207 257L208 260H207V258H202V260L205 259V261L203 260L202 262H198L199 261L198 260L197 261L198 263L197 262L195 263L194 261H193L194 263H190V262H185V260L184 261L180 260V259L183 260L184 258L186 259V257H182V255H181L184 252L183 250H185L186 248H183L182 251L180 249L181 254H179V256L182 257V258L177 259L178 257L176 258V256L174 255L175 257L173 259L175 260V258H176V261L170 259V258H172L171 256H173L172 254H168V255H164L166 258H164L163 260H162V258H160V256H159V258L156 257L157 259H150V260H145L144 257L142 258V256L141 257L137 256V257H130V258L127 257L126 261L129 258V261H127V263L126 262L125 263L124 262L120 263L119 257H117V256H116L118 258V259L116 258L117 260L115 259V257L113 258V256H109V255H106V254H104V255H102V256H100L98 258H95V257L91 256L90 254L86 253L85 251H83L81 249H78L77 247H75L73 245L71 246V244H68V243H65V242L63 244L62 243H43L42 241H40V238H38V236H36L35 234H33L34 236L33 235L31 236L29 234L28 235L29 237L27 236L28 238L26 237V238L22 239V238H19L18 236L16 237V235L6 234V232H4V231H2V229H0V245H1V247H0V257H1L0 258L1 259L0 263L1 264H43V263H45V264L46 263L47 264H60V263L61 264H68V263L69 264H73V263L74 264H88V263L89 264H153V263L154 264H159V263L160 264H264L263 263V261H264V244H262L264 242V240H262V241L259 240L261 238L263 239V237H264L263 236L264 233H262V232H264V229H263L264 228V226H263L264 225V223H263L264 222V200L258 199V196H255V195H254L255 197L254 196L253 197L246 196V198L248 197L249 199L248 198L245 199L241 195L243 193L240 194V192H239V194L237 193V196L239 195L238 198L234 196L235 198H237V199H235L234 197L230 196L228 193L225 195V193L228 192V191L225 192L226 189L225 190L223 189L222 190L223 192H221ZM231 190L232 189H230V192H231ZM184 192H186V190H184ZM187 192H189V190H187ZM192 192H194V190ZM196 192H198V191L196 190ZM233 192H235L234 189H233ZM195 194H199V193H195ZM217 194L221 195L222 197L221 198H220V196L218 197ZM173 195H175V197ZM176 195L177 194H175V193L173 194V192H172V195H170V196L168 195L169 198L168 197L167 198L166 197L165 198L164 197H160V198L156 199V201L159 200L158 202L155 203L156 205L158 204L157 210H156L158 212H154L153 214H150V216L152 217V219H154L155 217L157 218V219H154L157 222V224H158L159 221H160L159 222L160 224H162V223L164 224V223L170 221L169 219H171V217H172V213H170V212H173V211H170V210L171 209L174 210V209H176V207L179 210L183 209L182 211L187 212V213H189V212L190 213H196L197 210L199 211L197 206L195 208L194 202L190 201L189 199H186V195H188V194L181 196L183 198V199L181 198L182 200L177 198V196H179V195H177V196ZM256 195H258V193ZM123 196H125V195H123ZM139 198L135 197L134 200L136 202L133 203V204L139 205L140 207H138V208L143 207L141 209H145V206H146V209H147V207L149 209L152 208V207L150 208V205H151L150 203L145 204L146 202L144 203L143 200L139 199ZM25 199L29 203L31 201H33L35 203H33V202H31V203H33V204H37V203L39 204L40 203V205H42L44 203L50 204L51 202H52L51 204H54V203H56L58 201V198L57 199L55 198L54 200H53V198H46V199L42 200V199H40L38 197H29V198H25ZM38 199L41 200V201H39ZM47 199H48V201H47ZM251 199H252V201H250ZM18 200H19L18 198L7 199V202L9 201L10 204L11 203L12 204H14V203L16 204ZM256 200L257 201L259 200L261 202H259V201L257 202ZM181 201H182V203H181ZM262 201H263V203H262ZM103 202L105 203V205H108L107 203H109V202H106L104 200H103ZM159 203H161L162 205L159 204ZM228 203H230V204H228ZM1 205H2V203L0 204V208H1ZM110 206H111V204H110ZM163 206H164V208H162ZM108 207H109V205H108ZM105 208H107V207H105ZM41 209H43V208H41ZM41 209L39 208L38 209L39 211L36 209L37 214H40L38 212H41L42 211ZM108 209H106L107 210L106 214H109V215L112 214V213H108ZM20 210L21 211H19V210L17 211V215H18V212H20L19 213V215H20L24 211L25 213H23L22 215H25L26 213L29 214V212H31V214H32L35 211V209H33L34 211L25 210V209H20ZM46 210L48 212L47 211L46 212L42 211L41 215H43V213L47 214V213L51 212V214H53L54 212H56V211H52V209L50 211V208L46 209ZM55 210H57V209H55ZM160 210H161V212H159ZM163 210L164 211L166 210V212H164ZM57 211L59 212V211H62V210H57ZM70 211L71 210H69V212ZM192 211H194V212H192ZM12 212L15 213L16 211H12ZM109 212H111V210ZM167 212L170 213V215ZM2 213L4 214V211L0 210V215ZM5 214H6V212H5ZM9 214H11V212H9ZM51 214H49V215H51ZM223 214H227V213L223 212ZM249 214H250V216H249ZM22 215H20V216H22ZM26 216H27V214L24 217H26ZM53 216L54 215H51V217H53ZM238 216H239V218H238ZM167 218H169V219H167ZM232 218H234V219L232 220ZM255 218H257L258 221H260V222H257V219H255ZM23 219H25V218H23ZM234 220H237V221L234 222ZM238 221H240V222H238ZM246 221H247V223H246ZM252 221L253 222L255 221V222L253 223ZM207 223L209 225H207ZM243 223H244V225H243ZM248 224H249L250 227L248 226ZM258 224H259V226H258ZM1 225L3 226L4 224L1 223L0 227H1ZM210 225H211V227H209ZM255 225H256V227H255ZM182 226L180 225L179 227L182 228V229H180V228L179 229L181 230V232H184V234L185 233L187 234L189 227L188 226L186 227V225H185V227L183 226L184 227L183 228ZM217 226H220L219 227L220 230H219V228ZM232 226H233V228H232ZM223 227L224 228L226 227V228L223 229ZM240 228H242V229L244 228V229L242 230ZM232 229H234V230L237 229V231L236 230L232 231ZM185 230H186V232H185ZM226 231H227V233H226ZM228 232H230V233L228 234ZM198 233H197V235H199ZM215 233H217V234H215ZM258 233H260L261 238L259 237L260 235ZM218 234H219V236H217ZM246 234H248V235H246ZM213 235H215V236H213ZM254 235H256V237ZM257 237H259V239ZM237 238H238V242H236ZM255 238H257L259 241H257ZM242 239H244V238H242ZM229 241H230V239H229ZM222 242H221V244H222ZM2 245H4V246H15L18 249H22V250H16L15 249L13 251V250H9L8 249L9 247H4V249H3ZM238 245H240V244H238ZM248 245H249V247H247ZM142 246L143 245H141V247L139 246L140 249L141 248L143 249ZM206 246H207V244H206ZM163 248H166V246H164ZM221 248L223 249L224 247H221ZM238 248H239V246H238ZM245 248H247V250ZM244 249L246 251H244ZM259 249H260V251H259ZM237 250H239V251L243 250L245 253L244 252H240L239 253V251H237ZM257 250H258V252H257ZM247 251H249L250 253L247 252ZM51 253L52 254L55 253L57 255H60L62 253H63L62 255L71 254L74 257L76 256V258H78L80 260L68 261V260H66L64 258L62 259L61 258V257H63L62 255L58 256V258L56 257L55 259H57V260H50L48 255L51 254ZM122 253H123V255H121ZM124 253L125 252L121 251V253H118V254L120 256H124ZM12 254H14V255H12ZM30 254L33 256V258H32V256ZM118 254H116V255H118ZM217 254H219V255H217ZM242 254H244V255H242ZM125 255H126V253H125ZM138 255H140V254H138ZM250 255H251V257H250ZM255 256H258V258L255 257ZM168 257H170L169 258L170 260L167 259ZM9 258H11V259H9ZM14 258L15 259H20L19 261L21 263L14 262L15 261ZM97 259H98V261H97ZM153 260H157L156 263ZM177 260H179V262ZM25 261H26V263H24ZM186 261H187V259H186ZM188 261H190V260H188ZM139 262H141V263H139Z\"/></svg>",
    "mask_w": 264,
    "mask_h": 264
}]
</instances>
